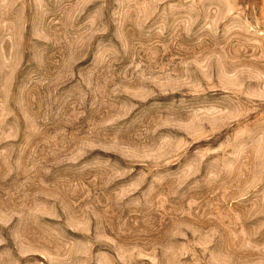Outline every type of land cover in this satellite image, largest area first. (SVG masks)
<instances>
[{"label":"rangeland","instance_id":"1","mask_svg":"<svg viewBox=\"0 0 264 264\" xmlns=\"http://www.w3.org/2000/svg\"><path fill=\"white\" fill-rule=\"evenodd\" d=\"M0 264H264V0H0Z\"/></svg>","mask_w":264,"mask_h":264}]
</instances>
